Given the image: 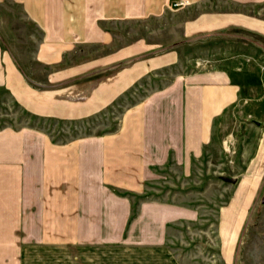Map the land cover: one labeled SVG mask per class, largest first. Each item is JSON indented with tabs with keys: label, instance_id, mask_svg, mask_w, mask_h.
Listing matches in <instances>:
<instances>
[{
	"label": "crops",
	"instance_id": "crops-1",
	"mask_svg": "<svg viewBox=\"0 0 264 264\" xmlns=\"http://www.w3.org/2000/svg\"><path fill=\"white\" fill-rule=\"evenodd\" d=\"M176 1L0 0V87L42 117L96 114L150 71L179 62L177 41L154 56L165 43L131 39L124 27L131 22L176 13V37L188 44L208 37L239 46L175 74L126 108L115 132L57 144L36 129L0 130V264H188L169 244L170 229L197 219L195 211L135 204L128 192L143 190L171 161L190 172L218 117L264 104L249 71L258 61L249 49L264 47V0H181L172 8ZM19 28L38 31L34 60L43 82L16 55ZM241 122L258 136L249 174L220 214L223 246L237 240L264 170V107Z\"/></svg>",
	"mask_w": 264,
	"mask_h": 264
},
{
	"label": "rangeland",
	"instance_id": "rangeland-1",
	"mask_svg": "<svg viewBox=\"0 0 264 264\" xmlns=\"http://www.w3.org/2000/svg\"><path fill=\"white\" fill-rule=\"evenodd\" d=\"M181 19L179 14L170 13L124 26L130 31L131 39L146 37L150 41L164 42L154 56L158 52L164 53L169 43L177 41L172 46L179 52L180 58L177 64L150 71L138 79L108 108L79 119L42 117L21 107L5 88L0 87V130L36 129L48 134L57 144L115 132L126 108L170 82L175 74L198 68L199 61L209 54L218 58L224 55V51L233 52L239 47L233 45L227 49L221 40L208 37L190 45L181 35L176 37L179 30L174 28L179 26ZM17 34L19 38L14 39L16 55L24 70L33 79L43 82L45 70L34 60L38 31L20 29ZM251 50L258 61L250 65L249 71L257 76L258 81L255 78L251 80L259 93L264 88V47H253ZM248 106L244 105L243 112L231 108L216 119L213 141L207 145L202 157L193 160L190 172L185 174L181 166L171 161L165 167L157 168V179L148 181L143 190L128 192L135 204L141 200H156L171 204L180 211L183 208L195 211L197 219L180 220L170 229L169 244L188 264H264V170L258 177L257 198L247 210L237 240L232 237L223 246V236L219 234L220 214L229 205L236 186L248 176L247 164L252 160V150L256 146L257 131L247 128L241 119L244 113L253 109L261 112L264 104L258 102L253 107ZM233 177L237 179L235 183L229 180Z\"/></svg>",
	"mask_w": 264,
	"mask_h": 264
},
{
	"label": "built area",
	"instance_id": "built-area-1",
	"mask_svg": "<svg viewBox=\"0 0 264 264\" xmlns=\"http://www.w3.org/2000/svg\"><path fill=\"white\" fill-rule=\"evenodd\" d=\"M183 4H184V2L179 0V1H176V2L172 3L171 7L172 8H177V7L182 6Z\"/></svg>",
	"mask_w": 264,
	"mask_h": 264
},
{
	"label": "water",
	"instance_id": "water-1",
	"mask_svg": "<svg viewBox=\"0 0 264 264\" xmlns=\"http://www.w3.org/2000/svg\"><path fill=\"white\" fill-rule=\"evenodd\" d=\"M229 180L232 181V182H234V183L237 181V179L234 178V177L233 178H229Z\"/></svg>",
	"mask_w": 264,
	"mask_h": 264
},
{
	"label": "trees",
	"instance_id": "trees-1",
	"mask_svg": "<svg viewBox=\"0 0 264 264\" xmlns=\"http://www.w3.org/2000/svg\"><path fill=\"white\" fill-rule=\"evenodd\" d=\"M33 117H35V116H33Z\"/></svg>",
	"mask_w": 264,
	"mask_h": 264
}]
</instances>
